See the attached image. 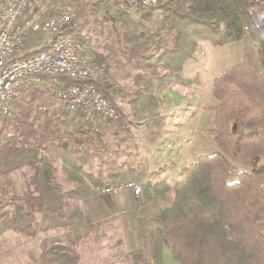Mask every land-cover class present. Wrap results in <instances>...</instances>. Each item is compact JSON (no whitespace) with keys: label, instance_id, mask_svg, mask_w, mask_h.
Wrapping results in <instances>:
<instances>
[{"label":"trees","instance_id":"obj_1","mask_svg":"<svg viewBox=\"0 0 264 264\" xmlns=\"http://www.w3.org/2000/svg\"><path fill=\"white\" fill-rule=\"evenodd\" d=\"M102 1L96 10L113 11L118 23L116 31L104 28L112 39L108 50L134 67L148 62L153 75L144 84L149 90L174 82L190 84L182 74L201 42L223 46L248 35L257 45L260 63L240 62L214 78L218 104L212 134L217 150L184 165L175 183L155 181L131 168L114 172L118 166L104 138L110 123L82 118L83 125L99 135L100 163L109 167L99 175L89 171L94 155L86 145L70 147L62 140L71 112L43 111L49 91L43 82L29 85L21 105L1 123L0 176L18 171L24 192L19 198L9 196L0 184V237L11 230L25 237L59 227L79 231L92 221L90 214L108 209L102 197L106 184L131 180L143 192L136 213L144 249L129 252L132 264H160L158 255H145L150 246L157 249L152 241L155 231L160 249L168 246L179 264H264V0H162L149 9L155 14L147 20L134 17L122 3L126 0ZM78 27L76 22L74 28ZM96 46L91 55L102 69L104 56ZM47 47L49 43L42 49ZM48 80L56 87L70 81ZM97 84L107 95L106 85ZM58 160L76 187L66 189L57 179ZM70 199L94 207L90 212L78 206L67 210ZM152 221H157L155 228ZM43 248L42 264H81L79 255H71L67 247L48 248L45 243Z\"/></svg>","mask_w":264,"mask_h":264},{"label":"rangeland","instance_id":"obj_2","mask_svg":"<svg viewBox=\"0 0 264 264\" xmlns=\"http://www.w3.org/2000/svg\"><path fill=\"white\" fill-rule=\"evenodd\" d=\"M102 2V0H90L85 2L81 8L83 9L82 11L84 14L82 15V17L79 16V19L77 17L76 22H80L89 18V22L87 21V23L89 24L91 23L92 19L96 18L97 22L99 23L97 26L100 29L110 27L112 30H117L118 23L114 22L113 11L107 10L100 12L99 10H96L99 8ZM122 3L125 5L124 7L127 8V10H129V12L138 19L142 18L144 20H147L153 17V15L155 14L154 11L149 9L145 10V12L139 11L137 9L138 7L132 4L130 0H126ZM81 33L83 34L82 31ZM151 61H155V58ZM245 61L255 62L258 64L260 63L257 52V45L255 41L248 35L240 41L223 46H213L207 42H201L198 47L196 57L189 61L187 63L188 65L186 66V75L188 76L186 77V79H190L191 83L187 84V88H178L179 90L184 92L185 100H183L181 106H179L175 110L176 113L173 119L175 123H181V121L185 119V121L187 122L186 127L190 126L192 129H194V127H197V125H199V122L197 124V115L200 116L202 110L204 114V110L206 109L205 106L209 99L208 96H210L209 94L211 92V89L213 88V78L229 69L230 67ZM148 71V74L146 72L142 75L149 76L148 78H150L153 75V70L150 69ZM182 75L185 79L184 73ZM107 95L111 98L108 93ZM214 101L215 104H218L215 98ZM210 115L211 113L207 114V112H205V118H203L204 122L202 125L200 124L201 129L199 133H195L194 135L192 129V132H189L190 137H188V146L189 148L192 147V149L194 150V159L197 158V154H212L217 150V145L212 134V129L214 128L215 123L213 120V116L211 117L212 120L209 123L208 120ZM121 119L122 115L119 121L115 123V125L116 127H118L117 129L124 131L126 130V126H124V123L121 125ZM185 121L184 124L186 123ZM63 134L64 144L70 147L86 145L85 147L88 148L89 152L92 155H94L92 164L90 163L87 165V169L89 171H94L95 175H99L102 171H105L106 168H109L108 166H102L103 163H100L101 160L100 156L98 155L100 153L99 144L95 140L98 136L94 137V140L90 141L89 139V141L87 142L85 140V136H81L82 138L79 136L80 138H77V135L75 133L67 132ZM173 143V141H171V143H168L167 148L169 149L173 147ZM118 147L119 145L116 144L115 148ZM112 149H114V147L110 143V145H108V152H112ZM187 150L188 149H186V151ZM156 157L158 156L154 155L153 162L156 161ZM149 159L151 160V158ZM185 160L188 161V159ZM147 163L151 162L148 161ZM159 163L161 164V162ZM176 163L173 162L169 165V167L166 164H161L159 168H163L159 171L156 170L155 173H152L153 180L160 181V178H162L171 183H175L180 180V178H182L181 173L183 167L180 165H176ZM185 163V166H188L191 161ZM54 164L56 167L55 175L60 182L65 184L66 189H72L76 187L77 183L75 181H72L71 175L62 169L63 163L61 162V160L55 161ZM156 172H158V174ZM160 172H162L163 175ZM234 176L235 171L233 172V177ZM85 180L88 181L87 178ZM0 184L4 189V192L9 196L19 198L23 195L24 184H22L21 180L19 179L18 171L12 172L9 176L1 175ZM126 184H124L121 189L117 190V192H102V197L104 202H107L108 205H111V203H113L114 197H118L120 193L126 192L129 205L133 204L134 202V208L131 207V209H129L131 211L122 214V216H112V213L108 209L102 210L101 212L94 211V213L90 214V216L93 217L90 224L86 227H82L79 231L59 227L56 229L39 232L35 236L30 237L22 236L20 233L14 230L8 231L0 237V264H42V253L44 250L43 244L45 243L48 248H51L54 245H62L64 247H67L71 252L73 251L79 255L81 264H132L131 258L128 255L129 252L137 249L144 250L136 213V207L143 200V192L139 197H135L133 191L130 188H127ZM129 191L132 197H130L131 195L129 196L130 193H127ZM18 203L21 204V202L19 201ZM91 205L92 204H89L87 206L88 208L83 207L82 202L80 203L70 199L69 206L66 209L74 210L78 206L83 208L85 211L89 210L90 212L94 207V204L93 207H91ZM152 222L153 228H155L157 225V221ZM136 236L141 240L140 247L134 249H131L129 246L127 247L129 243L128 239L132 240ZM152 241L153 245L156 244L157 249L154 248L155 245L150 246L149 250L145 251V255L148 257H153V255L156 254V256L158 255L160 257L161 249L160 246H158V244L160 243V235L158 234V232L155 231V235ZM162 247L164 264H179L171 256L169 247L164 244L162 245ZM73 252L71 253V255H73ZM49 257H52V255H49Z\"/></svg>","mask_w":264,"mask_h":264},{"label":"built area","instance_id":"obj_3","mask_svg":"<svg viewBox=\"0 0 264 264\" xmlns=\"http://www.w3.org/2000/svg\"><path fill=\"white\" fill-rule=\"evenodd\" d=\"M87 1L0 0V130L1 123L21 105L26 88L39 82L49 91L48 104L41 106L43 111L64 108L90 123L119 121V109L97 84L103 80V70L89 53L81 30L74 28ZM130 1L143 9L160 2ZM47 43L49 47L42 49ZM49 77H67L70 81L56 87ZM123 185L107 184L103 193L117 192ZM126 187L135 197L142 193L135 181Z\"/></svg>","mask_w":264,"mask_h":264},{"label":"crops","instance_id":"obj_4","mask_svg":"<svg viewBox=\"0 0 264 264\" xmlns=\"http://www.w3.org/2000/svg\"><path fill=\"white\" fill-rule=\"evenodd\" d=\"M87 21L88 19L80 22L78 21V28L83 32L85 40L90 47L89 53L94 54L92 53L93 50L91 47L97 45V52H102L104 56V58H102L103 80L100 82L106 85V92L111 96L114 104L118 107L122 115L120 121L121 125L124 123V126H126V130L124 131L117 129L118 127L111 123L106 124L107 126L104 128L106 132V136L104 137L106 139V144L110 145L111 143L114 147L111 153L115 160V166H118L114 172H120L131 168L153 179L152 173L162 169L163 167L159 168L161 164H166L169 167L173 162H177L176 165L183 167L186 164L185 162L194 161V150L192 147L189 148L188 146V137H190L189 132H192V128L190 126L186 127L187 122L185 119L178 124L173 120L176 113L175 110L181 106L182 101L185 100L184 92L178 88H187L188 85L174 82L162 89L158 87L151 88V90L145 88L144 81L150 80L151 77L148 78L149 76L142 74L146 72L147 74L149 73L148 70L151 69L150 64L144 63L142 66L134 67L126 58H124L123 61H118L113 57V55H116L114 50H108L107 43L112 41L108 36L109 30L107 28L100 29L97 26L99 23L96 18L92 19L89 24ZM187 65L188 64L185 65L183 71L185 78L188 77L186 75ZM152 80L156 82L158 79L152 78ZM166 80H168L167 77L164 81ZM209 95L204 114L205 112H207V114L211 113L208 121L210 123L212 120L211 117L213 116L215 123L217 103L215 104L214 101L213 88ZM202 114L203 110L200 116L197 115V124L199 122V125H202L204 122L203 118H205V116ZM70 117L71 119L68 120L65 125L67 132L75 133L77 138L79 136H85L87 142L89 139L91 141L94 140V137L99 136L94 134V132H90L88 126L83 125L84 122L80 114H72ZM184 121L186 122L185 124ZM199 125L192 129L194 135L200 132L201 125L200 127ZM95 140L98 143L97 138ZM171 141L174 142V145L169 148V150L167 145L171 143ZM116 144L119 145L118 148H115ZM186 149L188 150L186 151ZM154 155L158 156L155 162H153ZM197 155L199 156L200 154ZM149 158H151V160ZM185 159H188V161ZM148 161L151 163H147ZM159 162H161V164ZM156 173L158 174V172ZM160 173L163 175L162 172ZM127 193H130V191ZM130 195L131 193L129 196ZM130 197H132V195ZM127 198L126 192L120 193L118 197H114L113 203L108 205V209L112 213V216H122V214L131 211L129 210L131 207L134 208V202L129 205ZM128 240L129 243L127 247L129 246L131 249L138 248L141 245V240L140 238L138 239L137 236L132 240ZM157 257L160 258L161 264H164L163 250H161L160 257Z\"/></svg>","mask_w":264,"mask_h":264}]
</instances>
